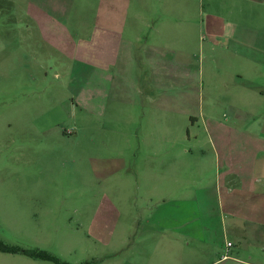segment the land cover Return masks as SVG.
I'll use <instances>...</instances> for the list:
<instances>
[{"label":"rangeland","instance_id":"obj_1","mask_svg":"<svg viewBox=\"0 0 264 264\" xmlns=\"http://www.w3.org/2000/svg\"><path fill=\"white\" fill-rule=\"evenodd\" d=\"M258 1L0 0V245L70 264H182L183 250L172 243L183 225L175 233L168 226H180L190 207L192 235L207 232L184 264L223 254L229 260L217 264H264L258 241L223 233L218 196L149 189L152 168L166 188L162 172L183 163L189 146L203 150L192 160L206 164L209 178L219 163L264 162V66L249 46L264 45ZM136 13L150 23L144 35L173 51L148 54L139 65L136 49L123 69V51H112L123 45L124 18ZM240 72L244 87L261 88L238 95L224 85L238 83ZM248 203L238 199L240 208ZM0 264L56 263L0 249Z\"/></svg>","mask_w":264,"mask_h":264},{"label":"crops","instance_id":"obj_2","mask_svg":"<svg viewBox=\"0 0 264 264\" xmlns=\"http://www.w3.org/2000/svg\"><path fill=\"white\" fill-rule=\"evenodd\" d=\"M246 1L248 3L261 2L258 0ZM31 2L33 3L34 1ZM262 2L264 3V0H262ZM126 5L123 4V9L124 12L126 11V15L128 16L132 3ZM33 8L41 9V7L39 6H35ZM124 19L125 20L123 21V39H120V42L123 40V48L121 46L120 49L116 50V53L112 51L113 55L117 53L119 54L123 51V69H125L126 66L130 64L132 57H136L135 53H137V51L139 50L141 53V56L138 57L141 58V61H137L139 65H142L143 58L148 54H156L158 52H162L165 54L167 53V55H169L170 52L173 51L171 50L172 48L170 47V45H168L167 43H165L164 46H159V44L156 45L152 42V38L146 37L144 35L143 30L144 28L149 27L150 23L145 22L143 19H141L138 13H136L135 18L126 17ZM38 23L40 26H44L43 29L45 28L46 24L41 23V19H39ZM131 25L139 26L136 27L134 33L133 30L128 27ZM154 30H156V33L160 36L159 30L157 31V28H155ZM241 41L248 42L247 37L243 35ZM249 46L252 50L250 51L252 57L261 58L258 61L255 60V62L264 66V45L249 43ZM136 49L138 50L135 52ZM250 52L248 53L250 54ZM80 53H82L81 49H78L77 54ZM163 71H165L164 77L169 80L167 84H169L170 82L172 83V76H168L169 73L167 74V72H171L169 68H165ZM235 75H233L235 76V79L237 78L240 80L238 83L231 80L230 82L227 81L226 83H224V85L228 87L235 86L233 89L238 90V95H240V90L246 89L252 91L254 88H261L260 84H249L247 85L248 87H244V85L246 84H244V81H242V73L240 72ZM230 90L231 96H233L234 90ZM258 97L264 99V90H261L258 93ZM229 99H232L230 100L231 103L236 102V100H234L233 98H226V100ZM220 150V152L223 153L225 156L227 155L228 150H226L225 147L220 146ZM182 153L184 157L183 163L177 164L175 161H172L170 165H167L168 167H166V170L162 172V174L164 175L162 179L166 181L168 185L166 188L160 189L161 183L158 184L161 178L160 171L158 170V168H152L151 181L153 180L154 185H150L149 188L150 192L152 193V196H218L220 206L222 207L221 215L222 227H224L223 233L226 235V231L230 230V233L238 234L239 237L243 239V241L247 242L246 239L251 238L254 242L258 241L257 243L261 244L264 247V204L262 205L257 202L264 199V184L260 183V181L264 182V162H256L255 164L242 168L234 165L232 162L223 163V168L222 164L219 163L215 168V172L211 173L212 177L209 178V172L207 171L206 164L202 162L194 164L192 160L193 156H202L203 150L200 147L189 146V148L184 150ZM217 155L218 159H220V154ZM176 178H178V181L176 180ZM212 182H214L215 184L213 186H210ZM176 183L179 185L178 188L176 187ZM193 184H196L198 188H192ZM194 189L196 190L193 191ZM245 196L249 200H251L252 203H248L247 208H240L238 205V199L243 198ZM260 197L261 199L259 200ZM225 201L228 208L223 209V204ZM255 206H257V210L255 209ZM170 213L173 214L172 221L175 222V211H172ZM181 215H183V218L186 216H188L189 218L184 219L182 224L178 227L175 225L176 223H171L168 228H170L173 233H175L183 225V231L179 232L183 235L182 239L173 240L172 247L174 248V250H183V257L181 260L182 264H184L186 262H189L191 259L190 251L192 250V247L194 245L198 247L202 245L201 240L203 236H206L207 230H204L202 232V228H199L197 229L199 233L193 236L191 232L190 207L188 208V210H181ZM223 216L228 217V221H225V219H223ZM193 239L195 240L194 244L192 242ZM229 243L230 242L227 243V250L228 248L232 247V245H228ZM132 250L133 249H131V251ZM228 257L229 256L223 254L220 256L219 260L210 264L220 263ZM171 261L173 264L181 263L173 258L171 259ZM120 264H141V262L139 259H126L123 262H120Z\"/></svg>","mask_w":264,"mask_h":264},{"label":"trees","instance_id":"obj_3","mask_svg":"<svg viewBox=\"0 0 264 264\" xmlns=\"http://www.w3.org/2000/svg\"><path fill=\"white\" fill-rule=\"evenodd\" d=\"M0 249L8 252V253H21L23 255L36 258V259H41L45 261H51L56 264H70L64 261H61L59 258L45 252V251H40V250H24V249H19L16 247H7V246H2L0 245ZM83 264H88V263H83Z\"/></svg>","mask_w":264,"mask_h":264},{"label":"built area","instance_id":"obj_4","mask_svg":"<svg viewBox=\"0 0 264 264\" xmlns=\"http://www.w3.org/2000/svg\"><path fill=\"white\" fill-rule=\"evenodd\" d=\"M228 245L231 246V243H229Z\"/></svg>","mask_w":264,"mask_h":264}]
</instances>
